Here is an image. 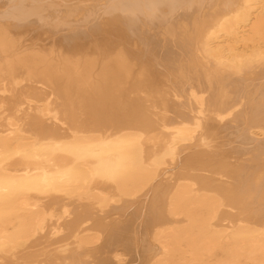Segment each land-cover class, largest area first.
Wrapping results in <instances>:
<instances>
[{
	"label": "bare ground",
	"instance_id": "1",
	"mask_svg": "<svg viewBox=\"0 0 264 264\" xmlns=\"http://www.w3.org/2000/svg\"><path fill=\"white\" fill-rule=\"evenodd\" d=\"M0 264H264V0H0Z\"/></svg>",
	"mask_w": 264,
	"mask_h": 264
}]
</instances>
